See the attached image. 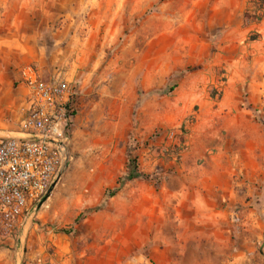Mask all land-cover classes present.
<instances>
[{
  "label": "rangeland",
  "instance_id": "374dc122",
  "mask_svg": "<svg viewBox=\"0 0 264 264\" xmlns=\"http://www.w3.org/2000/svg\"><path fill=\"white\" fill-rule=\"evenodd\" d=\"M65 1L59 15L74 12L76 25L93 28L96 47L57 49L43 32L48 42L35 52L43 56L45 76L58 70L75 86L71 159L57 173L49 199L11 241H0V264H264V221H168L162 196L190 147V124L200 107L185 117L172 94L164 95L170 103L162 107L160 90L150 85L161 78L162 68L170 76L168 89L177 78L199 70L187 65V58L201 53L202 37L226 30L219 25L225 19L201 17L207 9L200 0ZM22 4L0 0V137L18 129L11 111L23 92L16 83L25 65L17 42L23 34L15 22L23 20ZM63 20L49 24L52 33ZM243 20L253 30L226 54L231 60L249 58V64L220 68L216 74L224 75L218 82L222 85L209 86V93L220 102L223 82L232 76L225 99L245 109L263 134L264 0H256L255 10L247 9ZM33 21L43 27L41 20ZM113 26L117 44L100 48L97 42ZM133 160L150 180L127 181Z\"/></svg>",
  "mask_w": 264,
  "mask_h": 264
},
{
  "label": "crops",
  "instance_id": "0c3cea01",
  "mask_svg": "<svg viewBox=\"0 0 264 264\" xmlns=\"http://www.w3.org/2000/svg\"><path fill=\"white\" fill-rule=\"evenodd\" d=\"M20 1L23 2L24 17L23 20L21 18L15 22L22 29V40L17 42L24 51V66L37 63L36 66L44 78H50L56 71L53 69L45 76L42 71L43 56L35 52L41 50L44 43L48 42L42 39L43 32L49 33L48 37L53 41L51 44L58 47L57 49L89 51L96 47L93 28L76 25L73 20L74 12L65 15L63 10L59 15L58 8H66L67 1ZM255 1L200 0L207 9V13L201 17H211L218 22L222 17L225 20L219 22V25L223 24L226 30L221 31L219 36L209 35L201 38V53H192L186 61L187 65H195L200 69L177 78L171 93L177 108L185 117L192 114L195 106H199L200 110L194 118L195 123L190 124L191 128L185 126L191 130L190 147L177 164V174L168 177L167 184L163 186L162 196L164 203H167L168 221H264V184H260V181L264 180V133L260 134L261 124L250 119L245 109L233 107L225 99L230 87L228 83L235 81L232 76H227V81L223 82L226 87L220 102L212 99L209 93V86L217 88L222 85L218 82L224 75L216 74L220 68L227 71L235 63L242 66L249 64V58L231 60L226 52L238 48L253 30L254 26L248 25L243 20V15L247 9L255 10ZM59 17L64 18L63 26L52 33L49 24ZM34 18L41 20V29L35 26ZM215 37L217 39L213 45L210 41ZM64 41L65 45L59 46ZM207 41L209 43H204ZM98 43L100 48L112 49L117 44V27L104 31ZM251 45L246 44L247 47ZM203 53L205 55L202 56ZM113 65H117V57L113 60ZM160 77L153 79L151 88H167L170 76L164 68ZM18 87L23 91L22 96L14 104L11 113L17 117L19 125L25 116V89ZM155 101H152L153 105H157ZM161 103L162 107H165L166 103H170L169 97L162 95ZM129 105L131 106V103ZM254 201H260V204L253 205Z\"/></svg>",
  "mask_w": 264,
  "mask_h": 264
},
{
  "label": "built area",
  "instance_id": "2783aa9c",
  "mask_svg": "<svg viewBox=\"0 0 264 264\" xmlns=\"http://www.w3.org/2000/svg\"><path fill=\"white\" fill-rule=\"evenodd\" d=\"M17 78L25 116L15 133L0 137V241L15 236L71 159L75 86L58 70L44 78L33 64Z\"/></svg>",
  "mask_w": 264,
  "mask_h": 264
},
{
  "label": "trees",
  "instance_id": "16d2710c",
  "mask_svg": "<svg viewBox=\"0 0 264 264\" xmlns=\"http://www.w3.org/2000/svg\"><path fill=\"white\" fill-rule=\"evenodd\" d=\"M173 92V88H166L163 90L158 91L157 93L160 95H170ZM130 170L126 173L127 174V181H132L135 179H142V180H150L151 177L148 175H145L143 173H141L138 170V166L135 160L130 161ZM117 189L114 190V192L118 191V187H120V179L117 180Z\"/></svg>",
  "mask_w": 264,
  "mask_h": 264
},
{
  "label": "water",
  "instance_id": "95a60500",
  "mask_svg": "<svg viewBox=\"0 0 264 264\" xmlns=\"http://www.w3.org/2000/svg\"><path fill=\"white\" fill-rule=\"evenodd\" d=\"M56 185V182L52 183L50 188L48 189L47 193L43 196V198L40 200V202L37 204L35 211H37L50 197L51 193L53 192V189Z\"/></svg>",
  "mask_w": 264,
  "mask_h": 264
}]
</instances>
